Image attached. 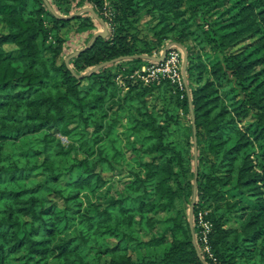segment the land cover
Returning a JSON list of instances; mask_svg holds the SVG:
<instances>
[{
    "label": "trees",
    "instance_id": "trees-1",
    "mask_svg": "<svg viewBox=\"0 0 264 264\" xmlns=\"http://www.w3.org/2000/svg\"><path fill=\"white\" fill-rule=\"evenodd\" d=\"M48 2L0 0V264H204L192 230L207 264H264V0ZM171 41L181 89L139 56L79 76Z\"/></svg>",
    "mask_w": 264,
    "mask_h": 264
},
{
    "label": "built area",
    "instance_id": "built-area-1",
    "mask_svg": "<svg viewBox=\"0 0 264 264\" xmlns=\"http://www.w3.org/2000/svg\"><path fill=\"white\" fill-rule=\"evenodd\" d=\"M103 14L110 19L112 11L109 5L105 2L102 9ZM182 50L176 45H172L166 53L165 58L157 63L142 65L140 69L135 70L134 74L141 77L144 81L158 82L163 78L169 79L180 89L185 86V79L182 75ZM199 234L203 247L209 251V243L207 233L210 229V222L203 217L199 212L198 215Z\"/></svg>",
    "mask_w": 264,
    "mask_h": 264
},
{
    "label": "water",
    "instance_id": "water-1",
    "mask_svg": "<svg viewBox=\"0 0 264 264\" xmlns=\"http://www.w3.org/2000/svg\"><path fill=\"white\" fill-rule=\"evenodd\" d=\"M46 5L48 6V8L53 11L54 9L52 8V6L50 5V3L48 2V0H44ZM90 11L95 17L96 19L101 23L102 25V28L95 31L93 33V35L91 36V38L89 39L88 43L83 47H88L91 45V43L93 42V40L97 37V36H105L108 32L107 30V27L104 23V20L95 12V10L91 7V6H85L77 11H75L73 14H80L82 13L83 11ZM66 17V16H65ZM68 17V16H67ZM172 45H176L178 46L179 48H181L182 50V67H181V70H182V75L186 81V62H187V51H186V48L183 44L177 42V41H171V42H168L164 45L163 49L161 50V53L159 55H155V54H131V55H119L117 57H114V58H111V59H108V60H104L102 62H100L99 64L95 65L94 67H92L89 71H84L82 72L79 76H82V75H85V74H88L89 72L91 71H94L96 70L98 67L102 66V65H105V64H108L110 62H113L115 60H118V59H121V58H126V57H134V56H139V57H145V58H150L152 60H155V61H162L165 56H166V53L167 51L169 50V48L172 46ZM81 50V48L73 51L71 54H69L66 58H65V62H66V65L70 67L69 63H68V59L70 56L78 53L79 51ZM193 118V116H192ZM194 123V121H193ZM193 129H194V185H193V194H192V199H191V202L189 204V208H188V220H189V223H190V227L191 229L192 228V218H193V209H194V205H195V198H196V187H195V183H196V177H197V158H196V140H195V128H194V125H193ZM192 242H193V245L195 247V250H196V253L198 255V257L200 259H202L203 263L204 264H207L205 262V260L202 258L201 256V253H200V250L198 248V245H197V242H196V239H195V236L193 234V230H192Z\"/></svg>",
    "mask_w": 264,
    "mask_h": 264
},
{
    "label": "rangeland",
    "instance_id": "rangeland-1",
    "mask_svg": "<svg viewBox=\"0 0 264 264\" xmlns=\"http://www.w3.org/2000/svg\"><path fill=\"white\" fill-rule=\"evenodd\" d=\"M107 3V2H106ZM107 5H108V3H107ZM75 24H76V22L75 23H73V22H71L70 24H68L65 28H63V32H65L66 31V29H68V33H67V31H66V34H67V36H69V39H71V37L74 35V31H73V27L75 26ZM94 28H96V27H94ZM97 28L98 29H101L102 27L100 26V25H98L97 26ZM83 35L85 36L86 35V33H84V34H80L79 36H78V38H81V37H83ZM165 45V44H164ZM164 45L162 46V47H160L156 52H155V55H159L160 53H161V50L163 49V47H164ZM120 81V80H119ZM63 140H65V138H62ZM144 238H145V235L143 236Z\"/></svg>",
    "mask_w": 264,
    "mask_h": 264
},
{
    "label": "crops",
    "instance_id": "crops-1",
    "mask_svg": "<svg viewBox=\"0 0 264 264\" xmlns=\"http://www.w3.org/2000/svg\"><path fill=\"white\" fill-rule=\"evenodd\" d=\"M74 35H75V33H74ZM78 36V35H77ZM77 36H76V38H73V42H78V39H77ZM72 38V37H71Z\"/></svg>",
    "mask_w": 264,
    "mask_h": 264
}]
</instances>
